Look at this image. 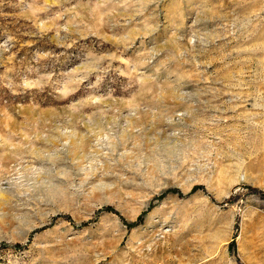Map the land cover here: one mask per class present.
<instances>
[{
	"label": "rangeland",
	"instance_id": "obj_1",
	"mask_svg": "<svg viewBox=\"0 0 264 264\" xmlns=\"http://www.w3.org/2000/svg\"><path fill=\"white\" fill-rule=\"evenodd\" d=\"M0 264H264V0H0Z\"/></svg>",
	"mask_w": 264,
	"mask_h": 264
}]
</instances>
